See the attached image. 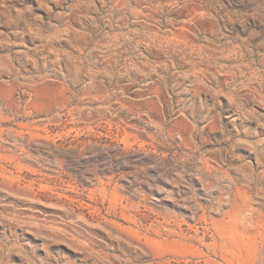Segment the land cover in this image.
<instances>
[{
	"label": "rangeland",
	"instance_id": "1",
	"mask_svg": "<svg viewBox=\"0 0 264 264\" xmlns=\"http://www.w3.org/2000/svg\"><path fill=\"white\" fill-rule=\"evenodd\" d=\"M0 264H264V0H0Z\"/></svg>",
	"mask_w": 264,
	"mask_h": 264
}]
</instances>
